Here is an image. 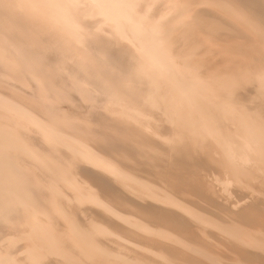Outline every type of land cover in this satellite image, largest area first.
Returning <instances> with one entry per match:
<instances>
[{
    "label": "bare ground",
    "instance_id": "bare-ground-1",
    "mask_svg": "<svg viewBox=\"0 0 264 264\" xmlns=\"http://www.w3.org/2000/svg\"><path fill=\"white\" fill-rule=\"evenodd\" d=\"M0 264H264V0H0Z\"/></svg>",
    "mask_w": 264,
    "mask_h": 264
}]
</instances>
